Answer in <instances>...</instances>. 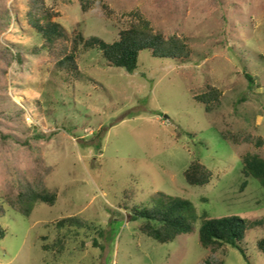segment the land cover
Here are the masks:
<instances>
[{"label": "rangeland", "instance_id": "rangeland-1", "mask_svg": "<svg viewBox=\"0 0 264 264\" xmlns=\"http://www.w3.org/2000/svg\"><path fill=\"white\" fill-rule=\"evenodd\" d=\"M29 1L0 0L12 18L0 19V46L13 53H0V198L37 173L57 202L30 216L1 204L0 264H264V187L243 173L246 156L264 160V0H100L86 11L80 0H44L71 53L80 37L113 44L142 20L191 50L178 62L142 51L129 73L79 45L74 76L42 49ZM210 87L220 94L207 111L195 97ZM192 162L209 184L187 183ZM164 197L198 215L192 233L166 244L133 218ZM204 216L248 221V261L201 245ZM69 218L88 228L57 227Z\"/></svg>", "mask_w": 264, "mask_h": 264}, {"label": "trees", "instance_id": "trees-1", "mask_svg": "<svg viewBox=\"0 0 264 264\" xmlns=\"http://www.w3.org/2000/svg\"><path fill=\"white\" fill-rule=\"evenodd\" d=\"M80 1L83 10L86 11L89 5L100 0ZM43 11L44 0H30L28 21L43 40L42 49L49 52L58 61L65 63L68 74H72V76L77 75L76 53L79 45H83L84 49L87 50L97 49L102 52L109 67L122 68L129 73L137 70L142 51H148L156 58L172 59L177 62L187 60L191 55L189 46L182 39L177 36L165 37L163 33L155 31L150 22L146 20H142L130 29L121 32L120 39L113 44H108L98 38L84 41L80 37V40L75 43L73 53H71L67 45V36L61 25L50 21L49 14H45ZM47 18V23L42 24V21ZM0 19L5 22L4 26H7L10 25L12 18L6 11V13L1 14ZM0 53L3 56L13 58V53L8 48L2 49L0 46ZM18 59H21V56H18ZM249 79L252 82L250 77ZM219 94V90L210 87L209 93L198 95L195 100L205 104L208 111L209 106L214 101L218 102ZM223 137L225 140L227 139L226 136ZM236 141L239 142L237 139ZM243 165V173L247 177L251 176L259 180L264 187V160L256 155H248L244 158ZM185 176L190 186L203 187L209 184L211 180L210 172L200 162H192L185 172ZM13 184L14 197L5 198L1 196L0 206L7 204L8 207L25 216H30L36 203L41 202L53 206L57 202L56 192L45 188L42 174L36 173L35 180L32 182L23 183L20 180H15ZM133 212L134 220L142 221L139 227L140 233L156 242L165 244L173 242L181 235L192 233L194 224L198 221V215H196L192 202L180 198L164 197L151 210L134 208ZM72 226L80 229L82 226L85 229L88 228L87 224L82 223L79 218L64 219L57 224L61 230ZM248 229V221L239 217L211 219L204 216L200 226V242L204 248L231 246L237 249L248 261L245 250L241 247ZM257 247L264 253V238L258 241Z\"/></svg>", "mask_w": 264, "mask_h": 264}]
</instances>
